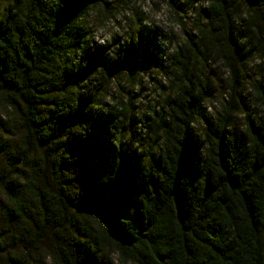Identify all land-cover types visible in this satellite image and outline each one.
<instances>
[{"label":"trees","instance_id":"16d2710c","mask_svg":"<svg viewBox=\"0 0 264 264\" xmlns=\"http://www.w3.org/2000/svg\"><path fill=\"white\" fill-rule=\"evenodd\" d=\"M128 1L0 6V264H264V113L240 106L264 0H168L184 33L168 64L141 15L112 57L93 42L91 11ZM153 70L168 92L142 111ZM94 76L120 97L85 92Z\"/></svg>","mask_w":264,"mask_h":264},{"label":"rangeland","instance_id":"374dc122","mask_svg":"<svg viewBox=\"0 0 264 264\" xmlns=\"http://www.w3.org/2000/svg\"><path fill=\"white\" fill-rule=\"evenodd\" d=\"M5 1L6 0H0V6L5 4ZM167 1L168 0H129L127 5H122L107 12L106 17L103 20H101L102 16L99 10L94 9L91 11L90 15H88L85 24L91 32V37L94 43L113 46L117 39L125 38L132 31L134 26L133 17L141 15V17H143V25L158 30L157 35L159 37H156V41H158L159 51L165 62L164 64H168L169 56L172 54L178 41L182 39L184 33L177 21H175L174 14H172V10L169 8ZM108 6L110 7V5ZM192 18H186L188 20V25L191 24ZM166 30L173 32L175 37L168 39L165 33ZM115 46L116 45L107 52L109 57H112ZM209 67L222 75L223 78L226 77V71L220 63L210 62ZM152 72L155 76L154 79L149 78L150 76L144 77V83L147 88L142 90L139 95L138 103L142 111H147L151 108L156 109L157 107L155 106L161 105V101H163L168 92L166 85L168 86V83L171 80L170 78L172 77V75L169 77V74L164 76L163 72L157 70H153ZM257 79H261V81L263 80L264 83L263 52H257L251 63L248 65V72L245 73L244 82L241 86L243 91L242 97L249 102L248 104H240L241 109H247V112L256 120L263 116L264 113L263 105L260 102L257 103L258 101L255 100L256 91L253 83ZM97 81L100 83L97 84ZM158 81H161L165 86V91H161L163 88H158ZM113 82L111 83L108 81L107 84H109L106 86L102 80H97L94 76L87 80L88 87L87 90L85 88L84 90L85 92L88 91L98 97L107 94L108 97L105 98L106 102L112 103L114 99H111L110 97L115 96L119 98L121 95V89ZM125 84L127 86L128 83L125 82ZM136 89L139 90L140 87ZM217 107L218 101L216 100L207 107V111L213 112ZM0 112H4L2 107H0ZM141 115L142 114L139 113V116ZM237 117L238 120L245 119V115L241 113H238ZM197 126L201 127V123H196L195 127ZM125 136L128 137V135ZM48 176L49 175L46 174L44 179L48 180ZM109 257L113 261V264H133L131 262H121L118 260V256L115 253H111Z\"/></svg>","mask_w":264,"mask_h":264}]
</instances>
